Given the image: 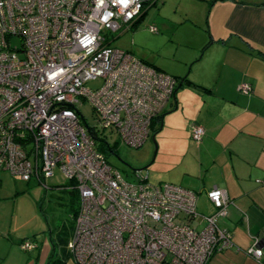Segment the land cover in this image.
Returning <instances> with one entry per match:
<instances>
[{
  "label": "built area",
  "instance_id": "obj_1",
  "mask_svg": "<svg viewBox=\"0 0 264 264\" xmlns=\"http://www.w3.org/2000/svg\"><path fill=\"white\" fill-rule=\"evenodd\" d=\"M154 1L0 0V170L46 187L56 167L71 182L79 206L66 248L76 264H206L230 245L217 225L228 203L221 187L206 192L214 211L199 215L193 191L126 181L94 146L99 126L138 148L173 94L172 76L110 46L109 35L120 36ZM95 78L98 88L85 86ZM202 134L192 127V138ZM35 246L27 239L19 247ZM246 253L264 264L257 246Z\"/></svg>",
  "mask_w": 264,
  "mask_h": 264
},
{
  "label": "crops",
  "instance_id": "obj_2",
  "mask_svg": "<svg viewBox=\"0 0 264 264\" xmlns=\"http://www.w3.org/2000/svg\"><path fill=\"white\" fill-rule=\"evenodd\" d=\"M195 1L203 4L207 36L203 35L202 46L196 50L202 52L201 57L196 58L195 53L185 61L191 64L189 73L177 75L181 71L173 68L167 73L140 59L176 80L173 94L149 133L151 138H173L177 149L180 142L185 143V151L179 154L188 165L187 173L182 172L179 183L183 185L177 186L195 193L199 215L214 211L206 197L212 186L221 187L226 194V214L217 225L229 232L230 245L214 252L206 264H263L246 251L255 245L264 256V0ZM193 15L184 18L192 20ZM183 77L185 81L177 85ZM242 83L248 85V91L240 90ZM193 126L203 129L199 139L191 136ZM58 191L68 202L70 194L63 185ZM195 219L198 228L202 223ZM71 233L65 237L49 227L40 237L36 233L27 237L36 246L21 250L25 255L9 246L0 256L6 254L5 264H76L70 256L65 258L67 248L65 252L61 248ZM3 238L13 244L9 234Z\"/></svg>",
  "mask_w": 264,
  "mask_h": 264
},
{
  "label": "rangeland",
  "instance_id": "obj_3",
  "mask_svg": "<svg viewBox=\"0 0 264 264\" xmlns=\"http://www.w3.org/2000/svg\"><path fill=\"white\" fill-rule=\"evenodd\" d=\"M202 9L203 4L195 0H157L132 28L118 37L115 36L119 32L110 34L113 38L110 46L127 51L137 59L153 62L167 73H171L167 69L173 68L181 71L177 75H185L191 67L190 62L185 61L195 53L196 58L201 57L202 52L196 50L202 46L203 35L207 36L205 24H202L205 17ZM190 13H194L192 20H185L190 19ZM160 22L163 23L161 26ZM149 26H153L154 31H150ZM101 83L100 78H95L87 80L85 86L96 89ZM77 106L85 122L94 125L96 118L89 103L82 102ZM95 128L102 141L113 147V151L108 150L102 144L100 152L107 164L126 181L145 178V182L151 184L183 185L179 178L182 172L187 173L188 165L182 162L184 156L179 153L185 151L184 142H180L177 149L173 138H151L149 134L141 146L131 148L118 141L113 130ZM44 183L46 187L34 178L23 181L17 175L0 170V252H6L10 246L25 255L19 248L20 243L33 233L42 236L49 227L69 236L74 226L72 209L78 207L79 199L70 197L66 202L64 193L58 191L68 182L56 167ZM7 234L13 237V244L4 241L3 236ZM5 255L1 254L0 264L7 262ZM67 260L71 262L69 258Z\"/></svg>",
  "mask_w": 264,
  "mask_h": 264
},
{
  "label": "trees",
  "instance_id": "obj_4",
  "mask_svg": "<svg viewBox=\"0 0 264 264\" xmlns=\"http://www.w3.org/2000/svg\"><path fill=\"white\" fill-rule=\"evenodd\" d=\"M154 3V2H153ZM141 17V16H140ZM139 17V18H140ZM138 18V19H139ZM137 19V20H138ZM136 22V21H135ZM148 64V63H147ZM148 65H150V64H148ZM151 66V65H150ZM153 67V66H152ZM154 68V67H153ZM156 69V68H155ZM158 70V69H157ZM160 71V70H159ZM179 82L177 83V85H180V84H182L183 83V81H185V78L183 77V78H180L179 80H178ZM175 82H176V80H175ZM174 89H175V87H174ZM95 134V136H96V138H94L95 139V141H94V146H95V149H97L99 152H100V150L102 149V144H104L105 146H106V148L108 149V150H112L113 151V147H109L105 142H103L102 141V139L99 137V135H97L96 134V132L94 133ZM101 153V152H100ZM102 154V153H101ZM103 155V154H102ZM104 156V155H103ZM105 158V157H104ZM68 183H66L65 185H63V189L64 190H67L68 191V193L70 194V197H72V198H74V197H77V199H79L78 198V194H77V192H76V190H75V188L73 187V185L71 184V182H69V181H67ZM207 192V191H206ZM196 196V195H195ZM70 197H69V200H70ZM196 200V199H195ZM211 204V203H210ZM78 206H79V204H78ZM211 206H212V204H211ZM213 207V206H212ZM77 210H78V207L75 209V208H73L72 209V219L74 220V217H75V215H76V212H77ZM73 228H74V226H73ZM73 228L70 230V233L71 232H73ZM72 234V233H71ZM66 242H67V240H63V242H62V246H61V248L64 250V252H65V249H66ZM67 250V249H66ZM70 255H69V253L68 252H65V258L66 257H69ZM71 257V256H70ZM71 259H72V257H71Z\"/></svg>",
  "mask_w": 264,
  "mask_h": 264
}]
</instances>
